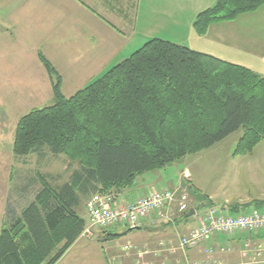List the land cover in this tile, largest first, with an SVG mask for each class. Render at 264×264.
Returning a JSON list of instances; mask_svg holds the SVG:
<instances>
[{"label": "trees", "instance_id": "1", "mask_svg": "<svg viewBox=\"0 0 264 264\" xmlns=\"http://www.w3.org/2000/svg\"><path fill=\"white\" fill-rule=\"evenodd\" d=\"M264 0H217L199 12L194 31L235 19ZM53 102L17 121L16 157L47 153L76 163L59 184L49 176L13 186L0 229V264H54L80 236L81 198L130 187L241 130L235 154L264 139V76L188 46L152 38L99 77L64 96L61 76L39 53ZM47 152V153H46ZM17 176V175H16ZM31 199V200H30ZM260 207L257 203L244 205Z\"/></svg>", "mask_w": 264, "mask_h": 264}, {"label": "crops", "instance_id": "2", "mask_svg": "<svg viewBox=\"0 0 264 264\" xmlns=\"http://www.w3.org/2000/svg\"><path fill=\"white\" fill-rule=\"evenodd\" d=\"M214 2L0 0V116L6 113L5 116L14 122L13 133L6 137L7 152L16 157L12 145L18 119L33 108L53 102L52 82L39 53L60 74V90L66 97L155 38L150 29L161 25L187 30L188 47L193 50L264 76V4L233 20L212 23L204 34L199 35L193 29L194 17ZM4 119L2 117L0 122ZM238 155L240 157L234 163L238 169L247 172L250 185L258 190V197L264 198V139L249 153ZM30 156L32 154L27 157ZM40 163L43 168L44 164ZM238 169L236 177L240 172ZM7 171L3 183L4 176L0 173V229L8 201H15L9 197L13 186L12 169ZM146 172L137 175L130 187L112 193L116 201L129 203L167 188H157L154 182H146L144 177L157 170ZM183 177L193 183V174L188 168L183 171ZM182 187L174 189L183 190ZM188 196L189 210L185 213H178L175 205H171L165 208L164 217L153 214L136 228L118 224L96 229L91 237L80 235L54 264H246L241 256L244 239L249 238L254 245L264 249V229L231 235L213 234L205 243L181 247L180 236L198 226L209 207L224 214L241 212L242 207L250 203L264 207V199L230 204L212 200L210 196L200 206L190 193ZM86 202L83 209L86 223H89ZM78 212L81 215V211ZM128 242L135 247L124 251L123 246ZM137 247L147 249L148 253L137 257Z\"/></svg>", "mask_w": 264, "mask_h": 264}, {"label": "rangeland", "instance_id": "3", "mask_svg": "<svg viewBox=\"0 0 264 264\" xmlns=\"http://www.w3.org/2000/svg\"><path fill=\"white\" fill-rule=\"evenodd\" d=\"M150 31L152 37L155 36V38L189 46L190 39H187V30L161 25L155 29L151 28ZM5 115L6 113L0 116V120H2V117L5 118L3 122H0V152L2 154L0 156V173H3V175H0L1 177L4 176L2 183L6 182L7 170L11 171V169L14 173L15 183L19 185L26 181L36 183L38 175L47 178L50 176L53 178L52 180L59 184L64 183L69 178L72 168L76 167V163L69 165V160L64 155H53L46 152L45 157L41 159L36 154H32L30 157H14L7 152L9 144L6 137L13 133L14 122H12V118ZM241 134V130H238L212 147L195 154H187L144 178L146 182H154V186L157 188L160 186H167V188L172 189L180 186L187 187L188 190L182 187L183 190L178 189V191L190 193L192 198L195 199L194 201L200 202V206L209 196L212 200L230 204L240 203L243 200L264 199L258 197V190L250 185L247 172L238 169V166L234 163L240 157V155L236 156L235 148ZM40 162L44 164L43 168ZM185 168H188L193 174V183L183 177ZM236 169L240 171L237 177L235 175ZM81 199L79 210L81 216L86 219L83 207L88 198L82 197ZM138 250H140V253H138ZM135 251L137 257L140 258L148 253L147 249L142 247H137Z\"/></svg>", "mask_w": 264, "mask_h": 264}, {"label": "built area", "instance_id": "4", "mask_svg": "<svg viewBox=\"0 0 264 264\" xmlns=\"http://www.w3.org/2000/svg\"><path fill=\"white\" fill-rule=\"evenodd\" d=\"M171 205H175L178 213H185L189 210L188 194L181 193L178 189L166 188L136 198L129 203H120L112 193L97 192L86 202L89 223L84 226L80 235L91 237L96 229H107L118 224L136 228L142 220L153 214L164 217L165 208ZM259 229H264L262 207L250 205L241 212L231 214H224L215 207H209L204 211L199 225L180 236L179 245L193 247L205 243L213 234L231 235ZM134 247L133 243L128 242L123 246V250L129 251ZM241 256L246 260V264L263 263L264 249L246 238L242 243Z\"/></svg>", "mask_w": 264, "mask_h": 264}]
</instances>
